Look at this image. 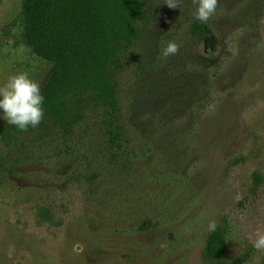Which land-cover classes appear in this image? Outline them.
<instances>
[{
	"label": "rangeland",
	"instance_id": "obj_1",
	"mask_svg": "<svg viewBox=\"0 0 264 264\" xmlns=\"http://www.w3.org/2000/svg\"><path fill=\"white\" fill-rule=\"evenodd\" d=\"M235 1L217 0L212 34L197 42L189 35L194 0H175L176 8L152 0L153 20L132 67L139 62L144 72L136 80L132 69L126 73L124 89L142 107L179 97L183 106L175 135L154 144L142 137L131 167L146 188L165 191L167 204L155 217L160 227L121 236L108 217H94V206L107 203L101 188L109 186H99L98 178L110 176L88 140L33 136L14 147L0 141V264H250L253 256L264 264V251L252 247L264 232V0H243L255 6L244 11ZM21 5L0 2V84L24 72L41 85L52 64L32 53L20 27L10 26ZM169 41L177 52L185 46V54L156 64ZM200 59L217 63V75L202 81L177 73ZM169 70L176 73L166 76ZM204 86L209 101L193 93ZM5 124L0 118V128ZM128 188L118 199L125 201ZM210 220L226 234L220 261L204 252Z\"/></svg>",
	"mask_w": 264,
	"mask_h": 264
},
{
	"label": "trees",
	"instance_id": "obj_2",
	"mask_svg": "<svg viewBox=\"0 0 264 264\" xmlns=\"http://www.w3.org/2000/svg\"><path fill=\"white\" fill-rule=\"evenodd\" d=\"M235 3H239L241 11L244 7L251 10L255 7L245 6L243 0ZM151 5L152 0H22L21 9L10 24L20 27L32 53L50 62L52 67L40 85L44 96L40 123L24 131L7 123L0 128V141L14 147L33 136L42 140L57 136L65 141L88 140L91 150L101 155L99 159L103 158L102 168L110 176L108 180L98 178L99 186L109 183L106 191L103 188L100 191L107 203L104 207L94 206V215L99 216H93L108 217L107 222L117 226L121 236L147 232L162 224L155 217L167 204L164 189L146 188L138 170L131 171V167L136 164L135 159H140L135 146L142 137L154 144L158 138L166 141L175 135L177 114L183 108L181 97L174 102L169 98L152 109L142 107L140 99L136 96L131 99L124 89L129 80L126 73L136 62L138 44L153 20ZM253 5H256L254 1ZM214 24L211 18L206 22L194 18L189 25L190 38L199 42L206 33L212 34ZM184 51L185 46H180L176 54L162 55L156 64L160 65L164 59L167 63L178 60ZM200 60L192 65L193 70L177 73L194 74L202 81L205 75H217V63ZM135 64L133 80L144 72L141 63ZM175 73L169 70L166 76ZM207 91L210 95V89L204 86L193 93H201L209 101ZM161 93L165 92L161 90ZM160 98L159 92L152 97L153 104ZM188 106L184 111H190ZM149 153L143 151V156ZM123 185H129L124 191L125 201L122 197L118 199ZM175 190L181 197L183 191ZM226 244L225 231L215 229L207 239L205 256L220 261L226 253Z\"/></svg>",
	"mask_w": 264,
	"mask_h": 264
},
{
	"label": "clouds",
	"instance_id": "obj_3",
	"mask_svg": "<svg viewBox=\"0 0 264 264\" xmlns=\"http://www.w3.org/2000/svg\"><path fill=\"white\" fill-rule=\"evenodd\" d=\"M196 5L194 18L200 22H206L215 13L217 0H194ZM169 8H176L175 0H166ZM178 45L174 41L167 42L161 54L164 57L174 55ZM44 96L40 85L27 73L17 72L9 75L0 84V118L8 124L14 125L18 130L24 131L28 127H36L44 115ZM216 223L210 220L206 230L215 231ZM235 230H233V235ZM252 247L257 252L264 251V232H258L252 241ZM256 257L251 258L250 264H255Z\"/></svg>",
	"mask_w": 264,
	"mask_h": 264
}]
</instances>
